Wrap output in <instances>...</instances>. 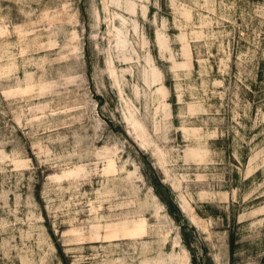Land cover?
Returning a JSON list of instances; mask_svg holds the SVG:
<instances>
[{
  "label": "rangeland",
  "instance_id": "obj_1",
  "mask_svg": "<svg viewBox=\"0 0 264 264\" xmlns=\"http://www.w3.org/2000/svg\"><path fill=\"white\" fill-rule=\"evenodd\" d=\"M0 264H264V0H0Z\"/></svg>",
  "mask_w": 264,
  "mask_h": 264
}]
</instances>
